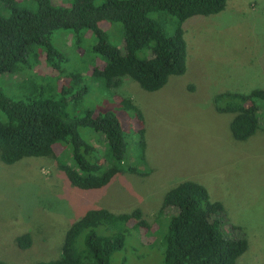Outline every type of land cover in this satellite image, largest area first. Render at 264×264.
<instances>
[{
    "label": "rangeland",
    "instance_id": "obj_1",
    "mask_svg": "<svg viewBox=\"0 0 264 264\" xmlns=\"http://www.w3.org/2000/svg\"><path fill=\"white\" fill-rule=\"evenodd\" d=\"M19 1L37 10L33 0ZM52 2L63 7L72 4V0ZM152 17L169 37L174 36V17L166 13ZM102 28L110 43L124 52L123 25ZM184 29L188 70L170 77L156 92L145 91L130 77H124L119 88L106 91L93 76L94 69L104 68L105 60L93 50L97 40L92 33L79 45L70 31L53 35L52 44L61 54L55 63L64 71L62 77H76L65 95L69 116L84 118L88 111L116 114L127 135L124 169L134 167L145 174L120 173L107 187L84 191L66 180L55 156L25 158L11 166L0 160L1 262L38 264L58 259L71 225L87 211L103 208L115 214L140 209L149 224L129 226L125 247L113 255L112 264H164L165 236L177 211H163V201L172 188L188 180L204 185L211 200L224 205L225 232L248 240L249 249L238 264H264V102H258L261 128L246 141L234 138V115L219 112L217 102L223 93L249 94L264 88V0H228L223 12L190 18ZM40 51L34 48L19 72L0 75V89L12 101L56 94L60 73L44 61L36 64ZM67 81L59 80V88ZM122 99H132L143 113L146 164L140 158L141 126L124 110ZM80 134L101 154L105 151L101 134L86 128H80ZM66 151L58 146L56 155H65L72 163ZM96 232L113 235L105 226ZM25 234L31 235L32 245L22 249L17 238Z\"/></svg>",
    "mask_w": 264,
    "mask_h": 264
},
{
    "label": "trees",
    "instance_id": "obj_2",
    "mask_svg": "<svg viewBox=\"0 0 264 264\" xmlns=\"http://www.w3.org/2000/svg\"><path fill=\"white\" fill-rule=\"evenodd\" d=\"M33 1L37 4L35 11L19 0H0V75L22 70L25 66L21 65H27L28 55L37 47L42 51L35 55L36 64L46 62L61 77H56V94L45 97L41 93L28 102L12 101L0 89L1 162L11 166L25 158L55 156L66 180L84 191L101 190L120 173L145 174L134 167L124 169L127 135L116 114L88 111L84 118L69 116L65 95L71 92L76 77H62L64 71L55 63L61 54L52 44V37L60 30L70 31L79 45L88 32L92 33L97 40L93 50L105 60L104 68L94 69L93 76L106 91L119 88L123 78L130 77L145 91L156 92L167 85L170 77L182 76L188 70L184 23L193 17L223 12L228 0H105L102 4L72 0L70 7L54 5L52 0ZM154 13L175 18L173 37L152 17ZM104 24L123 25L124 52L110 43ZM66 78L68 81L59 88V80ZM259 101L264 102V88L217 97L218 111L234 115L231 131L236 140L246 141L261 128ZM121 103L141 126L140 158L146 164L143 113L132 99H122ZM80 128L104 137L106 149L102 154L82 137ZM58 146L67 150L72 163L67 156L56 155ZM170 209L177 212L168 224L164 264H238L249 249L245 237L225 232L224 205L213 202L204 185L187 180L172 188L162 205L163 211ZM134 222L135 228L149 226L140 209L120 214L103 208L89 210L67 231L60 257L38 264H112L113 255L125 247L129 226ZM102 226L113 235L100 236L96 230ZM17 244L29 248L31 235L18 237Z\"/></svg>",
    "mask_w": 264,
    "mask_h": 264
}]
</instances>
